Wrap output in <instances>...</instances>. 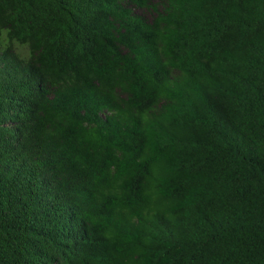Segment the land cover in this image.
Returning <instances> with one entry per match:
<instances>
[{"label": "trees", "instance_id": "trees-1", "mask_svg": "<svg viewBox=\"0 0 264 264\" xmlns=\"http://www.w3.org/2000/svg\"><path fill=\"white\" fill-rule=\"evenodd\" d=\"M0 264H264V0H0Z\"/></svg>", "mask_w": 264, "mask_h": 264}, {"label": "rangeland", "instance_id": "rangeland-1", "mask_svg": "<svg viewBox=\"0 0 264 264\" xmlns=\"http://www.w3.org/2000/svg\"><path fill=\"white\" fill-rule=\"evenodd\" d=\"M138 13H142L140 10H137Z\"/></svg>", "mask_w": 264, "mask_h": 264}]
</instances>
